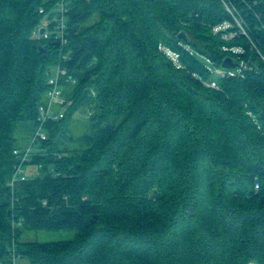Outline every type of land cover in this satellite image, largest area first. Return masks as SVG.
<instances>
[{
    "label": "trees",
    "instance_id": "trees-1",
    "mask_svg": "<svg viewBox=\"0 0 264 264\" xmlns=\"http://www.w3.org/2000/svg\"><path fill=\"white\" fill-rule=\"evenodd\" d=\"M58 1L0 0V264H264V0H72L64 46L37 33ZM228 57L253 69L206 86ZM59 66L72 105L42 123ZM26 121L48 138L13 189Z\"/></svg>",
    "mask_w": 264,
    "mask_h": 264
},
{
    "label": "built area",
    "instance_id": "built-area-1",
    "mask_svg": "<svg viewBox=\"0 0 264 264\" xmlns=\"http://www.w3.org/2000/svg\"><path fill=\"white\" fill-rule=\"evenodd\" d=\"M72 4V0H59L56 2V4L49 10V12H45L44 8L40 9L41 13H46L45 17L38 27L37 33L39 34V31L41 28H45L46 31L42 35L45 39H50L54 41H58L62 46L67 44L68 38L70 35V26L68 21V13L70 11ZM227 9L233 13L232 10L235 8L231 6L230 3H226ZM237 20V19H236ZM238 26L241 27L240 22L237 20ZM229 23H224L222 25L215 26L213 31L214 33H219L222 31H226L230 28ZM241 33L247 35L245 30L241 27ZM40 35V34H39ZM238 35L237 32L231 31V32H225L222 36L225 40H232L234 37ZM225 50H229V48L224 47ZM234 53H243L244 50L242 47H232L231 48ZM161 50L163 52H166V54L169 56V58L175 62V64L178 65V67H181L179 63V54L175 51L166 48L161 47ZM68 60L67 56H63L61 58V61ZM237 64L235 68H224L223 66L218 67L213 64L211 66V72L214 73V75H218L220 77H236V78H243L245 76V71L247 69L252 70L253 67L249 66V64L246 61H235ZM68 72L66 68H62L61 66L58 67L56 73H48V85L49 90L47 92L48 97V106H42L40 107V114H41V121L42 123L47 122L48 120H56L61 119L65 115V111L68 110V108L72 105V100L68 99L64 95V83L70 82L72 84H76V81L72 78H69ZM206 86L219 89L220 87L217 84V81L215 79L207 81ZM57 106L60 107V112L56 111L54 108ZM48 138V134L43 131V127L37 126V132L33 139V142L35 140H46ZM14 154L18 157V164L15 166L14 174L9 182L11 187L14 189L16 187V184L21 181H26L28 179V175L25 170V165L27 162H29L30 157L33 155L31 151V147L22 150L19 148H15ZM59 175V174H58ZM259 188V184H256V189ZM46 205V201L44 202ZM14 264H16V258H14Z\"/></svg>",
    "mask_w": 264,
    "mask_h": 264
},
{
    "label": "rangeland",
    "instance_id": "rangeland-1",
    "mask_svg": "<svg viewBox=\"0 0 264 264\" xmlns=\"http://www.w3.org/2000/svg\"><path fill=\"white\" fill-rule=\"evenodd\" d=\"M234 11V10H232ZM241 24V27L243 28V24ZM245 28V27H244ZM243 28V29H244ZM245 32L248 34L246 31V28L244 29ZM164 47V46H162ZM166 54V52H164ZM167 55V54H166ZM168 56V55H167ZM169 57V56H168ZM175 63V62H174ZM177 65V64H176ZM178 67V65H177ZM214 79L218 78V75L213 76ZM56 111L59 109L57 106L54 108ZM89 116L90 112L87 110L79 111L77 114H75L72 118L71 121V129L72 133L74 136H80L82 135L89 127ZM39 119H41V116L39 115ZM38 119V120H39ZM21 123H31L33 125H36L38 122H33V121H26V122H21ZM20 123V124H21ZM44 132L48 133L45 129H43ZM25 170L27 174H31V171H34L37 175L40 173V170L32 165H27L25 166ZM76 235L75 231L72 230H60V231H48V230H38V231H29L24 234V239H31V240H39L42 242H47V241H68L71 239H74ZM19 257L18 259H20Z\"/></svg>",
    "mask_w": 264,
    "mask_h": 264
},
{
    "label": "crops",
    "instance_id": "crops-1",
    "mask_svg": "<svg viewBox=\"0 0 264 264\" xmlns=\"http://www.w3.org/2000/svg\"><path fill=\"white\" fill-rule=\"evenodd\" d=\"M37 127L31 123H21L17 126L15 131V136L17 141L15 147L25 150L33 144V139L36 135ZM1 202V198H0ZM17 264H29V261L25 258H20L17 260Z\"/></svg>",
    "mask_w": 264,
    "mask_h": 264
},
{
    "label": "water",
    "instance_id": "water-1",
    "mask_svg": "<svg viewBox=\"0 0 264 264\" xmlns=\"http://www.w3.org/2000/svg\"><path fill=\"white\" fill-rule=\"evenodd\" d=\"M45 31H46L45 28H41L40 31H39L40 36H42V35L44 34ZM180 36H181L182 38H185L186 40L188 39V36H187V34H185V33H182ZM222 66H223L224 68H228V69H230V68H235V67L237 66V64L233 62L232 58L228 57V58H226V59L224 60ZM263 174H264V171H263ZM189 211H190V213L192 214L193 211H194V208H193V207H190Z\"/></svg>",
    "mask_w": 264,
    "mask_h": 264
},
{
    "label": "bare ground",
    "instance_id": "bare-ground-1",
    "mask_svg": "<svg viewBox=\"0 0 264 264\" xmlns=\"http://www.w3.org/2000/svg\"><path fill=\"white\" fill-rule=\"evenodd\" d=\"M16 220V219H15Z\"/></svg>",
    "mask_w": 264,
    "mask_h": 264
}]
</instances>
